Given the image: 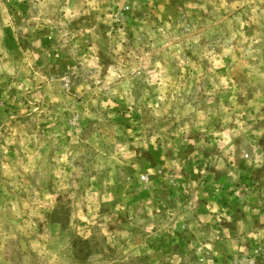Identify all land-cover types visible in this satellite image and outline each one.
I'll return each mask as SVG.
<instances>
[{"label": "rangeland", "instance_id": "obj_1", "mask_svg": "<svg viewBox=\"0 0 264 264\" xmlns=\"http://www.w3.org/2000/svg\"><path fill=\"white\" fill-rule=\"evenodd\" d=\"M0 264H264V0H0Z\"/></svg>", "mask_w": 264, "mask_h": 264}, {"label": "crops", "instance_id": "obj_2", "mask_svg": "<svg viewBox=\"0 0 264 264\" xmlns=\"http://www.w3.org/2000/svg\"><path fill=\"white\" fill-rule=\"evenodd\" d=\"M250 234L253 235V237H255V235H256L254 232H252V233H250Z\"/></svg>", "mask_w": 264, "mask_h": 264}]
</instances>
